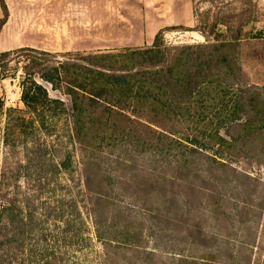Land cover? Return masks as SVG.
<instances>
[{
	"label": "trees",
	"instance_id": "1",
	"mask_svg": "<svg viewBox=\"0 0 264 264\" xmlns=\"http://www.w3.org/2000/svg\"><path fill=\"white\" fill-rule=\"evenodd\" d=\"M0 4L1 33L9 10L5 0H0ZM180 30L183 28L173 27L160 32L152 47L81 55L58 66H45L40 70L41 79L70 98L69 106L52 100L36 81L38 72L27 66L21 85V101L27 111L6 112L13 115L10 128L16 133L6 134L4 139L12 156L15 154L9 137L12 141L15 135L30 138L34 131L49 130L48 113L67 114L84 164L87 212L97 237L104 243L106 261L113 256L110 248L118 251L119 244H128V240H114L107 234L110 226L103 215L111 195L106 190L114 191L117 180L100 169L99 158L107 153L103 148L118 147L116 160L128 165L126 155L149 156L151 161L176 171L178 181L191 177L193 172L194 178L200 177V170L206 165L223 170L225 164L208 154L215 147L238 158L251 159L255 154L264 163V91L245 84L242 40L167 46L164 34ZM29 55L52 57L32 48L0 53V70L6 71L12 58ZM0 108H4L1 101ZM175 129L185 133L183 137L176 139L174 133L179 132ZM223 129H228L226 137L221 133ZM233 131L238 134H231ZM32 145L26 161L0 165V264H68L69 253L83 241L85 226L77 202L59 195V190L66 188L58 181L59 176L74 172L73 156L66 152L57 161L46 143L36 141ZM202 175L210 181L211 174L209 178L207 171ZM24 178L28 187L22 185ZM210 194L213 214L232 222L224 188L214 182ZM105 213L108 214L106 210ZM195 230L189 231L193 254L180 258L179 264H216L221 260L224 264H260L254 262L255 254L264 256V242L255 248L257 236L252 229L241 234L238 247L224 245L218 250H214L217 237ZM208 241L213 245H208ZM201 242L209 250L199 256L195 251ZM135 252L138 258L143 255V264H149L151 254Z\"/></svg>",
	"mask_w": 264,
	"mask_h": 264
},
{
	"label": "rangeland",
	"instance_id": "2",
	"mask_svg": "<svg viewBox=\"0 0 264 264\" xmlns=\"http://www.w3.org/2000/svg\"><path fill=\"white\" fill-rule=\"evenodd\" d=\"M181 1L184 0H162L161 3L169 6L171 3L179 17L183 15L184 4ZM192 3L193 25L180 27L183 28L180 31L166 32L165 44L196 46L207 41L241 39L245 84L264 91V0H192ZM7 4L11 20L8 32L10 37L19 36V41L14 38L7 47L12 51L18 50L19 46L32 47L50 53L52 57H14L6 71L0 70V101L4 103V108H0V165L26 161V154L36 141L46 143L57 161L66 152L73 156L74 172L59 176L60 184L66 186L59 190V195L77 202L85 226H82L83 241L79 248L69 253L68 264L146 263L142 254L141 258L136 257L135 251L151 254L147 261L149 264H179L180 258L192 256L189 231L197 228L209 237L218 238L214 250L223 249L224 245L238 247L242 241L241 234L248 229L256 232L255 248L261 247L264 242V163L258 159L260 157L252 154L251 159L238 158L224 148L215 147L208 150V154L225 164L223 170L215 165H206L200 170V177L194 178L193 172L191 177H180L178 181L176 171L151 161L149 156L126 155L124 160L130 163L128 165L116 160L120 153L118 147H107L103 148L107 153L99 158L102 160L100 169L108 176L112 175L117 185L114 191L106 190L111 199L105 206L103 219L110 226L107 234L114 240L126 239L128 244H119L121 248L118 251L110 248L113 256L106 261L104 243L97 237L93 219L87 212L82 177L84 164L80 146L70 132L67 114L58 111V115L52 116L48 113L46 123L49 130L34 131L30 138L15 135V141H12L9 137V146L14 148L15 154L12 156V150L5 146L4 139L6 134L16 133L10 128L13 115L6 112L8 109L27 111L21 101V85L25 79L23 69L27 66L32 72H38L36 81L47 90L52 100L69 106L70 98L43 81L40 70L67 60H77L81 55L128 49L112 46L122 38L121 34L115 33V25L125 19L126 24L134 25L133 33L125 36L138 37V26L143 25V21L150 23L155 7L161 4L158 0H7ZM228 129L221 131L225 137ZM175 130L179 132L174 133L176 139L185 134L180 129ZM204 170L208 178L211 174L210 181L202 175ZM163 182L167 185L162 186ZM214 182H218L227 193L232 222H225L212 212L209 196L214 190ZM22 185L28 187L25 178ZM209 244L213 245L208 241ZM200 246L195 254L202 256L209 249L204 242ZM254 262L263 264L264 256L255 254ZM216 264L224 262L221 260Z\"/></svg>",
	"mask_w": 264,
	"mask_h": 264
},
{
	"label": "crops",
	"instance_id": "3",
	"mask_svg": "<svg viewBox=\"0 0 264 264\" xmlns=\"http://www.w3.org/2000/svg\"><path fill=\"white\" fill-rule=\"evenodd\" d=\"M161 5L155 7V14L152 15L150 18V23H147L146 21H143V25L138 26V37H131V36H125L127 33H133V27L132 24H126L128 23L125 19L120 21L118 24L115 25V33L121 34V39H119L116 43H113L112 46L117 49H124V48H148L152 47L156 36L169 28L173 27H190L193 25V3L192 0H184L181 1L184 4L181 16H177L175 14L174 7L172 8V5L170 3L169 5H164L162 0H158ZM5 3L7 5V8L9 10L7 0H5ZM3 18V12L1 9L0 4V19ZM10 11H9V19L6 25L3 27L2 32L0 33V53L10 52L13 49L8 48V42H12L15 38L16 41H19V36H12L10 37V33L8 32V26L10 24ZM124 22V23H123ZM126 22V23H125ZM146 22V23H145ZM117 23V22H116ZM9 37V38H8ZM18 37V38H17ZM4 41V43H3ZM21 41V40H20ZM24 46H19L17 49H21ZM24 48H32V47H24ZM34 49V48H32Z\"/></svg>",
	"mask_w": 264,
	"mask_h": 264
}]
</instances>
